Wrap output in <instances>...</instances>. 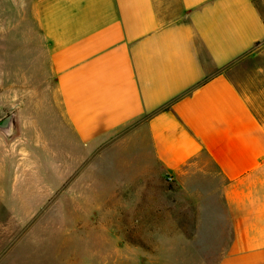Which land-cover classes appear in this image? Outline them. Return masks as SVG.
Wrapping results in <instances>:
<instances>
[{
    "label": "crops",
    "instance_id": "1",
    "mask_svg": "<svg viewBox=\"0 0 264 264\" xmlns=\"http://www.w3.org/2000/svg\"><path fill=\"white\" fill-rule=\"evenodd\" d=\"M166 1L18 0L16 12L45 46L79 149L125 135L149 171L195 179L211 238L225 233L217 264H264V79L231 75L263 47L264 17L255 0Z\"/></svg>",
    "mask_w": 264,
    "mask_h": 264
},
{
    "label": "rangeland",
    "instance_id": "2",
    "mask_svg": "<svg viewBox=\"0 0 264 264\" xmlns=\"http://www.w3.org/2000/svg\"><path fill=\"white\" fill-rule=\"evenodd\" d=\"M17 4L0 0V121L14 115L11 134L0 130V264H217L221 233L211 238L189 196L199 176L179 186L149 171L125 135L79 149L45 46L21 35ZM231 75L259 88L264 45Z\"/></svg>",
    "mask_w": 264,
    "mask_h": 264
},
{
    "label": "water",
    "instance_id": "3",
    "mask_svg": "<svg viewBox=\"0 0 264 264\" xmlns=\"http://www.w3.org/2000/svg\"><path fill=\"white\" fill-rule=\"evenodd\" d=\"M13 118L14 115H9L7 118L0 121V130L7 135L11 134L13 130Z\"/></svg>",
    "mask_w": 264,
    "mask_h": 264
}]
</instances>
